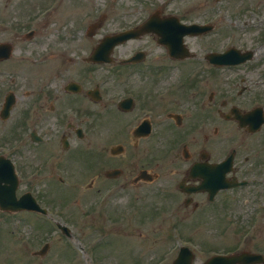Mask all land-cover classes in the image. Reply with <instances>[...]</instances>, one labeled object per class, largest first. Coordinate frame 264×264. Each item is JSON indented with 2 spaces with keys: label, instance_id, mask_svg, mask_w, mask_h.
<instances>
[{
  "label": "flooded vegetation",
  "instance_id": "af4514ba",
  "mask_svg": "<svg viewBox=\"0 0 264 264\" xmlns=\"http://www.w3.org/2000/svg\"><path fill=\"white\" fill-rule=\"evenodd\" d=\"M73 3V0H66L63 6V14L67 20L57 37L40 41L37 49L32 51L44 68L55 62L61 67L63 75L74 74L68 78L63 75L55 77L51 86L45 89L48 91L47 94L39 93L40 102L36 115L38 125L46 139L48 131L59 122L65 121L66 126L85 124L86 127H90L87 144L93 147L94 124L106 129L111 121L110 112L103 110L111 102V98L107 87L103 95L101 93L93 97L91 94V91H94L93 86L85 85L91 82L93 72L86 69L78 70V57L85 49L79 48L77 38H71L69 20H72ZM150 3L156 2L153 0ZM9 4L10 0H0V31L6 32L12 21L6 13ZM166 8L156 7L153 12L160 18H165L172 13ZM148 12H151L150 9L145 14ZM143 20L145 18L140 22ZM2 38L0 32V41ZM144 42L142 51L145 54L138 58V62H125L127 55H121L118 60L120 69L116 75L124 89L122 99L130 100L125 107L126 110H119L120 114L114 113V121L117 119L115 122L118 125L119 138L125 145V150L129 151L119 162L113 156H107V162L114 168L119 167L123 187L128 182L132 183L135 175L139 176L136 179L138 181L141 176L150 177L155 171L158 178L164 175V187L179 185L186 191L203 181L220 180V175L212 174V169H215L216 173V165L225 157L221 146L223 112L219 98L214 94L212 100L206 103L205 94L200 90L198 82L188 86V82L185 81L186 71L180 72L179 76H173L170 64L150 50L160 46L155 35H148ZM87 52L88 50L85 51ZM83 60L85 61V55ZM64 62H69L66 67ZM71 63L75 64L74 68ZM111 78L108 77V82L112 80ZM76 79L83 85L79 91H75V87L67 86L70 81ZM212 79L216 83V77ZM42 96L44 101H41ZM118 103L119 100L116 107ZM23 113L27 117L30 114L27 109ZM33 120L36 121L34 114ZM138 126L141 127L136 133ZM106 130H109L108 127ZM106 130L103 137L107 134ZM262 139L264 140V136ZM162 143L165 144V150ZM260 144L261 142L255 143V147H259ZM255 154L256 156L241 158V161L246 165L252 158L246 168L247 173L263 174L264 152L256 151ZM162 161H165L167 168L160 165ZM194 165L199 166L197 171H193ZM155 166L157 168H154ZM232 174L231 171L227 176L230 177ZM186 191L187 201L192 203L195 202L193 194H204ZM251 192L256 194L257 189ZM261 197L263 198L264 194ZM196 202L197 205L200 204L199 200Z\"/></svg>",
  "mask_w": 264,
  "mask_h": 264
},
{
  "label": "rangeland",
  "instance_id": "374dc122",
  "mask_svg": "<svg viewBox=\"0 0 264 264\" xmlns=\"http://www.w3.org/2000/svg\"><path fill=\"white\" fill-rule=\"evenodd\" d=\"M81 1V0H79ZM43 0H33L31 2V9L29 14L37 11L42 5ZM70 2V1H69ZM68 2V3H69ZM26 1L22 0L21 9H23ZM226 6L223 7L222 20L217 26L216 33L211 34L206 40V48L213 46L224 47L230 42L248 44V46L258 45L257 34L260 29L246 28L239 33H235L228 36L231 31L229 20L230 17H239L243 19L244 15L240 13L241 10L246 6H253L259 9H264V0H226L224 2ZM173 8L181 9L183 12L186 10H192L190 15H198L205 13V17H210L213 13V2L212 0H176L173 3ZM85 8L84 5L78 4L76 11L72 12L73 22L75 19V12ZM7 15L13 17V19H21L24 14L22 11L17 17L14 16V10H6ZM27 15V13H25ZM118 16L113 15L112 26L119 25L116 21ZM64 14L62 11L56 15V18L51 25L52 28L57 29L63 22ZM242 26V22L236 23ZM22 26V25H21ZM108 28H111L108 26ZM45 27L43 28V32ZM11 36L15 42L20 39L22 31L14 28L11 30ZM105 31V30H103ZM219 38V39H218ZM264 48V47H262ZM20 57L17 55L13 58L10 65L14 68V71L18 66ZM1 77V76H0ZM22 76L18 79L17 83H20ZM1 83V81H0ZM15 86V85H14ZM17 87V86H16ZM26 87V85H23ZM22 89H18V92H22ZM12 125V121L9 123ZM5 128L0 125V139L2 138V132ZM36 145L29 143L23 146V150L19 155L23 153L26 160L31 161V154ZM19 150V151H21ZM30 151V152H29ZM85 154V153H84ZM66 163L73 172L77 171L83 164L77 158L76 153L69 154ZM36 162L38 160H35ZM34 166V164L28 168V171ZM78 173L70 174L71 178H75ZM67 175V174H66ZM58 173L53 168L41 170L37 177L33 180H26L25 184L31 183L29 188L35 191V193L42 196V198L51 203L55 211L59 212L56 217L62 221L68 223L73 231L74 238L68 239L62 236V233L56 228L50 227L52 224L46 217H35L33 214H19L13 216L8 221H4L0 218V251H7L6 246L9 245L7 242L10 236V230L13 236V245L15 247V256H20L23 252L22 248L27 250L25 260H21L16 257L17 262H24L26 264H79V260L74 258L76 252L72 249V255L69 259H66L67 252L70 249L65 241L72 244L79 252V258L83 261V264L90 263L92 259L94 264H134L136 260L141 264H153L157 259L164 260L174 251L169 250L165 252L167 247L171 243L170 228H168L167 222H161L154 220L149 217V214L142 216L140 225L133 228V222L128 217H121L123 211L120 206L127 204V191L118 190L111 195H108L106 199H102L101 203H97L98 196L92 195V190H88L86 182L88 178L85 176L84 179L80 177L78 180H71L74 187L68 188L70 185H59L57 182ZM69 189H76L75 197L68 200L64 197L63 192ZM96 201V202H95ZM146 213L142 210L140 214ZM133 212L130 213L132 216ZM211 216V214H209ZM91 216L92 218H89ZM37 218H40L39 222ZM1 222H6L1 227ZM47 222V223H46ZM49 224V225H48ZM223 224L219 223V227ZM50 227L48 233L46 230ZM22 229L16 233L17 229ZM215 230H218L217 223L214 221L211 224H201L199 222L193 223V225L185 229V236L192 237L198 251V261L202 260L204 256L209 254L211 249L225 248L236 243L240 246H247L252 250H260L264 252V227L260 232L257 233L254 238L247 241L242 238L241 235L237 234L231 236V243L223 241ZM103 235V236H101ZM132 235V236H131ZM135 236V237H133ZM48 239H52V247L48 254L44 257L33 255V251L37 250L42 246V243ZM78 246H82L84 252L78 249ZM156 246V248L154 247ZM21 248V250H20ZM84 254H83V253ZM61 253V255L59 254ZM131 254L134 255L131 258ZM83 255V256H82ZM125 258V262L123 260ZM136 258V259H135Z\"/></svg>",
  "mask_w": 264,
  "mask_h": 264
}]
</instances>
